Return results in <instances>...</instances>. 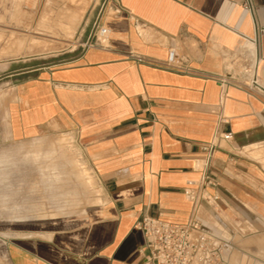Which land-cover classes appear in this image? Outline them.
Segmentation results:
<instances>
[{
	"label": "crops",
	"instance_id": "crops-1",
	"mask_svg": "<svg viewBox=\"0 0 264 264\" xmlns=\"http://www.w3.org/2000/svg\"><path fill=\"white\" fill-rule=\"evenodd\" d=\"M86 1L78 37L99 19L106 46L35 66L0 62V140L73 136L101 202L79 219L10 232L0 264H149L145 215L186 223L198 210L231 238L230 255L237 236L263 235L264 0ZM226 132L230 141L203 149ZM206 163L216 209L184 193Z\"/></svg>",
	"mask_w": 264,
	"mask_h": 264
},
{
	"label": "rangeland",
	"instance_id": "rangeland-1",
	"mask_svg": "<svg viewBox=\"0 0 264 264\" xmlns=\"http://www.w3.org/2000/svg\"><path fill=\"white\" fill-rule=\"evenodd\" d=\"M10 1L14 2L0 0L1 66L8 60L17 66L50 63L83 49L86 39L78 34L89 1L34 0L36 5L29 7L21 5L25 0H16L17 6H8ZM3 86L5 80L0 82L1 115ZM4 137L0 140V257L7 254L10 232L41 231V224L47 222L79 219L89 205L101 202L100 188L94 186L73 136L57 134L20 142ZM260 158L264 167V155ZM24 221L33 224L26 228L20 225ZM256 241L263 243L264 233L237 236L229 264H264V248L254 254L250 246Z\"/></svg>",
	"mask_w": 264,
	"mask_h": 264
},
{
	"label": "built area",
	"instance_id": "built-area-1",
	"mask_svg": "<svg viewBox=\"0 0 264 264\" xmlns=\"http://www.w3.org/2000/svg\"><path fill=\"white\" fill-rule=\"evenodd\" d=\"M109 35L110 29L98 19L83 43V49L106 46ZM168 59L174 61V50L169 52ZM253 82L259 85L255 75ZM232 138L231 132L216 135L203 149L210 154L220 147L221 141ZM201 171L200 180L190 181L184 193L195 205L200 206L203 202L209 208L216 209L220 196L208 190L209 186L215 184L208 174V163L201 166ZM140 224L146 236L142 252L149 264H229L231 238L222 230L208 227L198 215V210L186 223H173L145 215Z\"/></svg>",
	"mask_w": 264,
	"mask_h": 264
}]
</instances>
